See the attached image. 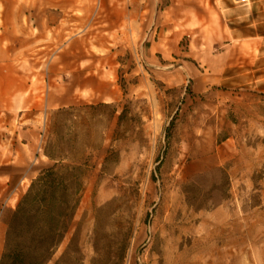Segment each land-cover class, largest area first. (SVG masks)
I'll use <instances>...</instances> for the list:
<instances>
[{
    "label": "rangeland",
    "instance_id": "obj_1",
    "mask_svg": "<svg viewBox=\"0 0 264 264\" xmlns=\"http://www.w3.org/2000/svg\"><path fill=\"white\" fill-rule=\"evenodd\" d=\"M17 2L0 40V257L55 163L45 149L69 140L86 176L47 264L72 238L67 264H264V0H138L131 19L129 0H86L78 34Z\"/></svg>",
    "mask_w": 264,
    "mask_h": 264
},
{
    "label": "trees",
    "instance_id": "obj_2",
    "mask_svg": "<svg viewBox=\"0 0 264 264\" xmlns=\"http://www.w3.org/2000/svg\"><path fill=\"white\" fill-rule=\"evenodd\" d=\"M70 110L73 107L58 111L56 116L66 121ZM69 142L45 149L55 163L39 172L11 212L0 264H47L68 233L86 176L84 164L64 162L75 158ZM72 243L74 238L55 264H67ZM72 253L73 260L79 262V247Z\"/></svg>",
    "mask_w": 264,
    "mask_h": 264
},
{
    "label": "crops",
    "instance_id": "obj_3",
    "mask_svg": "<svg viewBox=\"0 0 264 264\" xmlns=\"http://www.w3.org/2000/svg\"><path fill=\"white\" fill-rule=\"evenodd\" d=\"M113 4L114 10L118 11V3H123V0H114ZM46 6L49 8L46 10L52 17L46 18V27L48 28H58L59 23H63L61 30L64 32H70L73 30L75 33L85 32L86 27L84 26L85 14H86V0H42ZM138 0H129L126 4L125 14L128 19H131L135 13V6ZM112 4V3H111ZM0 6L3 7V14L1 15V25H0V40L11 39L15 37L16 27V14L14 12L15 7L18 6L17 0H0ZM121 10L123 6H121ZM140 7V5H137ZM144 9V5L141 6ZM54 18V19H50ZM73 22V24H71ZM81 26V28H80ZM44 29V27H42ZM64 36V34H63ZM9 53L8 50L0 49V55Z\"/></svg>",
    "mask_w": 264,
    "mask_h": 264
},
{
    "label": "built area",
    "instance_id": "obj_4",
    "mask_svg": "<svg viewBox=\"0 0 264 264\" xmlns=\"http://www.w3.org/2000/svg\"><path fill=\"white\" fill-rule=\"evenodd\" d=\"M246 0H241V2H245Z\"/></svg>",
    "mask_w": 264,
    "mask_h": 264
}]
</instances>
